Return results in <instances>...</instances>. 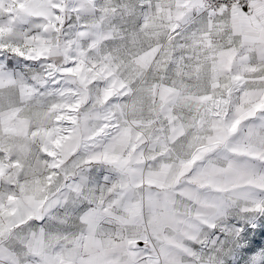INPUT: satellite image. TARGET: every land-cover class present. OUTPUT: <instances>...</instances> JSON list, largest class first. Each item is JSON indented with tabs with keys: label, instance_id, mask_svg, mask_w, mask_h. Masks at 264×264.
Returning a JSON list of instances; mask_svg holds the SVG:
<instances>
[{
	"label": "snow or ice",
	"instance_id": "snow-or-ice-1",
	"mask_svg": "<svg viewBox=\"0 0 264 264\" xmlns=\"http://www.w3.org/2000/svg\"><path fill=\"white\" fill-rule=\"evenodd\" d=\"M0 264H264V0H0Z\"/></svg>",
	"mask_w": 264,
	"mask_h": 264
}]
</instances>
